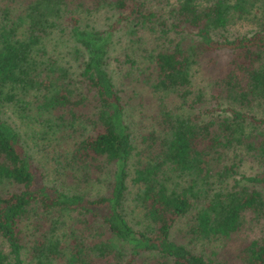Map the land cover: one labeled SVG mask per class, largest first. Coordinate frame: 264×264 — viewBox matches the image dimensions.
<instances>
[{
	"label": "trees",
	"instance_id": "trees-1",
	"mask_svg": "<svg viewBox=\"0 0 264 264\" xmlns=\"http://www.w3.org/2000/svg\"><path fill=\"white\" fill-rule=\"evenodd\" d=\"M0 264H264V0H0Z\"/></svg>",
	"mask_w": 264,
	"mask_h": 264
},
{
	"label": "rangeland",
	"instance_id": "rangeland-1",
	"mask_svg": "<svg viewBox=\"0 0 264 264\" xmlns=\"http://www.w3.org/2000/svg\"><path fill=\"white\" fill-rule=\"evenodd\" d=\"M103 11H99L96 14V18L100 20V22H103L106 17L108 18V14L104 18ZM231 24V23H230ZM231 29H233L234 32H237L238 34H247L250 32L251 24L243 19H235L231 26ZM135 58V57H134ZM229 58L228 52L223 53H215V52H207V54H202L196 62H194V71L192 76V81L195 86H199L200 88L204 89L207 92H210L213 90L212 88V81H210L212 78L219 76L223 70H222V64L225 63ZM134 62V59L131 58V62ZM125 76V75H123ZM119 77L116 82L118 83V90L120 91V94L127 102V107L133 108L135 110H138L141 113H136L135 117L139 120L140 126L136 127L135 132L137 134L139 133H146V130L151 129L154 127V129L158 128L157 123V115H158V98L159 97H165V99L168 97L171 98V94H158L154 93L151 90L148 89V87L142 86L139 89V92L136 93V89L141 86L140 84H137L136 80H128V77ZM189 96L191 97V91H187ZM197 101H207L208 99L206 96L202 99L201 97L195 98ZM211 104V103H210ZM135 127V126H133ZM140 128V129H139ZM142 142V141H141ZM137 149L140 148L139 141H136ZM180 223V221L178 222ZM256 228V227H254ZM257 229V228H256ZM254 231H248V232H242L240 236H243L244 234H247L248 236L255 233ZM238 238L232 239L229 241V243L226 245L225 249L223 250L224 254H227V251L233 252L234 246L237 244Z\"/></svg>",
	"mask_w": 264,
	"mask_h": 264
}]
</instances>
